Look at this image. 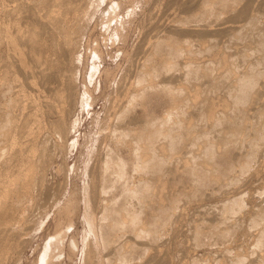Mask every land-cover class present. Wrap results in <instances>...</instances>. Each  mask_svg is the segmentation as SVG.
Returning <instances> with one entry per match:
<instances>
[{
  "label": "bare ground",
  "instance_id": "1",
  "mask_svg": "<svg viewBox=\"0 0 264 264\" xmlns=\"http://www.w3.org/2000/svg\"><path fill=\"white\" fill-rule=\"evenodd\" d=\"M126 1L131 2V4L136 3V2H137V4L138 3L142 4L141 0H126ZM1 3L2 4L0 6V141L5 143L6 149H4V148L0 149V264H3L4 261L6 262L5 264H7V262H9V260L11 258H14L17 252H18L17 254H19L20 253L19 251H22V249H24V245L29 242V240L27 239V242L25 243L26 239L24 237H25L26 232H24L25 229L23 230L24 227L18 228V229H14L11 227L12 226L11 223L15 219L14 214L17 210L16 209L14 212V205L17 202L16 198L18 199L21 196H23L25 193L27 194L28 189L30 187V184H32V182H35V184L37 185V186H34L35 188L39 187L44 192V194L45 195L47 194V196H48V193L51 192L49 190L48 186L51 187L52 185H50V184L48 186L45 185L46 178L44 180V177H45L44 173H45V166L46 165H44V164L42 165V162H45L47 159L45 161H43L44 157L41 154V151H47L48 154L49 153L52 154V152H53L52 150H55L56 147H60L62 151H63V149L65 150L67 147L66 143L68 141L70 131H71V129H73L72 128L73 125L71 124L69 117L73 113L74 105H75L74 104L75 97L78 94V83H77L78 79L75 76L74 71H75V66H76V64H75V59H76L75 53L78 52V42H79V37H80L79 34L81 32L80 30L82 29L81 25H79V22L80 21L83 22L84 18L87 17L88 11L90 8L89 5L91 3L89 0H38V1L31 2V3H30V1L28 2L27 0L26 1L25 0H2ZM121 3H122L121 0H118L115 3L112 2V4L114 6H110V7H111V9L114 10V9H116V7H119L121 5ZM159 3H162L163 6ZM101 4H102V2H101ZM157 4H159L160 7L162 6L164 9H171V16H170V19L168 21H166L164 23L163 22L159 23V26H155L154 30H156V33L154 35V40L149 42L148 46L143 50L144 60L139 65L138 72L140 73V75H142L146 79L147 82H149V85H147L146 91L144 88L138 87V85L134 86L131 89L128 96L126 97L128 99V101H125V104L123 103L121 106H119V108L114 107L112 109V111L107 112L108 115L106 117L109 118V122H108L109 124H107V129L109 130V127L112 129L111 132L114 136L113 140L116 139L115 143L118 145L122 143L121 141H124L123 139L125 137L123 138L122 136L125 135L126 139H127V136H129L130 139H128V140H132V142L134 143L133 149L137 150V153H135V155H134L137 158V160H136L137 162L135 161L137 164H140V161L142 158L143 159L144 158H146V159L151 158L149 156H150V154H152V150H155V152H156L155 157L156 158L154 157L152 163L155 164L157 161L156 167H158V165H160V167H161L162 164H160V163H161V161H164V162L166 161L164 159H166L165 155H167V152L168 153L170 152L169 156L173 152V153H178L177 155L174 154L176 157L178 155H180V156H178V158L181 157L182 159L183 158L185 159V157H188V158L193 159L194 167L192 166L193 169L190 170L191 171L190 173H192V175H195L196 177H198V175H200V177H202L199 179L200 182H203L204 180H206V181L208 180L209 181L208 183H210V181H213V182L223 181V179L219 175V169H225L227 171V173L228 172L229 173L235 172V170H238L235 168L236 167L235 165H237L235 163V157L238 154L245 155V156L247 155L252 160H255L257 158V156L259 155V157L256 159V161L260 158V156H261L260 160L264 156V155H261V152H263V151H261L262 150L261 148L263 147L264 144L262 143L263 144L262 147L260 145L261 142L264 141V0H150L149 6H147V8H148L147 10H149V11L146 13L148 16H150L149 14H151L150 10H152L153 7H155ZM159 5H158V7H159ZM128 9H129V7H128ZM158 9H160V8H158ZM124 10H126V9H124ZM154 12H157V11H154ZM106 13H107V11H106ZM99 15H101V13ZM129 15H131V13ZM153 15L155 16L156 14L154 13L151 16L153 17ZM132 17H134V16H132ZM113 18H114V16L110 17L107 20V23ZM121 19H122V17H121ZM87 21H88V19L86 20V22ZM151 22H155V20H152ZM105 24L106 23H104L103 25H105ZM165 35L166 36L168 35L167 38H165ZM78 55H79V53H78ZM76 62H77V60H76ZM104 72H105V75H104L105 80H107L108 78H110L108 75L111 72L109 69H105ZM157 74H160V76L168 75V77L163 80V82L160 86L162 88H166V90H167L166 95L168 97H170V104L173 105L174 107L173 106L172 107L175 109H173V111L169 109L170 112L166 113L164 117H162L163 116V114H162V116H161L162 119L154 120L152 122L149 121L150 124L148 126L151 125L152 129H146L144 127V124H145V126L148 124V123L147 124L145 123L148 121V119L147 120L145 119L147 117L146 114L148 113L147 112L148 111L147 106L144 103H141L142 100L140 102H138L141 106H137L138 104L135 101H139L138 99L142 98V95H143V99H144V96H147V90L152 89L153 85L151 84V82L153 81V77ZM83 88H84V86H83ZM86 94H88V93H86ZM89 98H90V96H89ZM87 102H86V104H87ZM171 105L169 107H171ZM138 107H139V110H138ZM172 107H171V109H172ZM144 116H146V117H144ZM150 118H152V117H150ZM73 119H75V118H73ZM112 121H113V124H112ZM73 122H74V120H73ZM105 123H107V122H105ZM107 134H109V132H105V134L102 136L103 139L101 140L102 141L101 143H103L105 141V139L108 138ZM110 135H111V133H110ZM102 137H100V138H102ZM144 137H146V138H144ZM147 137H150L149 139L154 140V141H152L153 143L150 142L152 145V148H150V149L148 148L150 146H147V143H146L147 141L145 140V139H147ZM120 138L121 139L123 138V139L121 140ZM106 141H108V140H106ZM113 144H114V141H113ZM121 145L123 146V144H121ZM5 151H7V152H5ZM97 151L100 153L99 148H97ZM104 152H105V154L102 157L105 156V158L103 160V164H104L103 169H105V172L103 171L102 173H100L101 182H102V184H104V183H107L109 181L108 184H110V186H113L116 181L112 183L111 179H115L114 177L116 174H118V176L120 174H122V176H123V174L125 173L124 165H125V162L127 161V159L124 158L123 153L119 149V147H116L115 149L107 148V149H104ZM43 154H44V152H43ZM100 155H102V154H100ZM97 156L99 157V155H97ZM97 156H96V158H97ZM172 156H173V154H172ZM50 157H51V155H50ZM191 159H190V161H191ZM186 160H188V159L186 158ZM247 160H243V161H247ZM252 160H251V163H252ZM64 161H66V159L64 160V158H63V163H66ZM87 162L84 165H87ZM135 162H134V164H135ZM241 162H240V164H241ZM262 162L264 163V161H262ZM61 163H62V160H61ZM152 163H151V165H153ZM174 163L175 162H173V166L175 165ZM176 163H178V162H176ZM251 163H250V165H252ZM256 163H258V161ZM90 164L91 165L89 167L91 168V170L88 167L89 169L87 170L88 172L86 171L88 173L86 177H88V176L90 177L88 187H90L91 189L89 188L90 190L87 191V189L85 188V190H84L83 198H84L85 207L83 209V212L87 218V224L86 223L85 224L86 225L89 224L88 225L89 230L93 233L96 229L94 228V224H95L94 223V212L92 211V207H90V205H92V202H94L97 198L100 197L99 195L101 193L99 191V188L97 190L99 191L100 194L98 192H96L97 185H99V184H97V183H99L97 180V178H99V176L96 174L97 170L95 171L94 169H96V167L98 165L96 166L95 162L90 163ZM97 164H99V163H97ZM243 164H244V162H243ZM243 164L239 167L245 168L247 164L245 166ZM253 164H255V163H253ZM62 165H64V164H62ZM94 165H95V167H94ZM171 165H172V163H171ZM171 165H170V167H171ZM153 166H155V165H153ZM177 166L179 167L182 165L180 163ZM255 166H256V164H255ZM261 166H262V164H261ZM64 167L65 166H63V171L66 170V169H64ZM71 167L72 166H70V169H71ZM165 167H166V165H164V168ZM167 167H169V166L167 165ZM186 167L187 166L185 165L184 168L186 169ZM189 167H190V165H189ZM254 167L252 165L251 169H250V167H248V168L252 171V169ZM164 168H162V169L164 170ZM175 168H177V167H175ZM175 168H173V169L175 170ZM184 168H182V169H184ZM241 168H239V169H241ZM248 168H245V169H248ZM259 168H260V166H259ZM263 168H264V165H263ZM154 169H155V167H154ZM256 169H258V167H256ZM165 170L167 172L168 169L165 168ZM170 171L168 170L169 173H170ZM243 171L245 173V171H247V170H243ZM70 172H71V170H70ZM98 172H99V170H98ZM175 172H176L175 174L180 173V175H181L180 171H178V173H177V171L175 170ZM255 172H257V171H254L253 173L255 174ZM52 173L53 172L51 171V174ZM132 173H134V172H132ZM259 174H261V173H259ZM161 175H162V170H161V168H158L155 170L153 175H151V176L148 175V177L146 175H144L147 177L146 179L142 178L143 180H141L140 177L143 176V174L141 176H139V178H140V179H138L139 185H137V183H136V186L138 189L136 190L134 187V190L128 191V194L131 192V195H133V196H131L132 198H134V199L136 198V201H134V202L132 201L131 203H129L130 201L128 202V205L131 204V206H132L131 212L127 211L125 208V204H123V201H125L126 198H124L125 200L122 201L121 206L118 203L119 204V206L117 205L118 207L112 206V204L110 205L112 207H110V206L109 207H105V206L101 207L100 206L102 208V214H103V215H101V212L99 211L100 215L104 217L103 218L104 220L105 219H107V220H105V222L103 223V225H102L103 227L101 226L102 228H104V230H103V234L99 235V237L103 236L104 232H106L105 237L108 238L107 240L116 242V239L114 241L112 238L118 237L116 234L118 233L119 230L121 231V229H124L123 228L124 223L127 222L126 225L128 226L127 218L130 216H132V219H135L134 223L131 225L132 228L136 229V228L140 227L141 229L142 228L145 229L147 227V226H145L146 225L145 221L143 222L142 219L140 220L139 219L140 217L138 215H140L142 211L149 209V208H152V207H149V206H152L149 204L150 200L155 199V203H156V199H158V202L162 203L165 200V198L169 199L171 197V193H170V195H168L169 192H166L167 195H166V193L162 194L161 191H164L165 187L166 188H168V187L164 185V182H162V184L160 183V188L158 187L160 189V190L158 189L160 192L155 193V191H157V190L153 188L155 190L154 194L152 193L154 195V197H153V195L151 196V195L146 194V195H148L146 198L151 196V198L149 197L150 199L148 198V202L146 200H144L148 203L147 206L149 208H147L146 206H144V205H146V203H142L139 200V198L137 200V197H136L138 192L141 193V191H142L141 189H143V186L140 189V185H142V183L140 184V181H144V183H143L144 188H148V187L150 188L151 185H153L154 187L155 186L157 187V185H158L157 183L164 181L163 180L164 178L161 177ZM171 175H173V174H171ZM64 176L65 175L63 174V178L67 177V176L66 177H64ZM183 176H185V175H183ZM231 177L234 178L235 176L232 175ZM236 177H238V176H236ZM122 178H121V180H122ZM161 178H163V179L161 180ZM226 178L227 177H225V179ZM238 178H240V176ZM133 179H134V177H133ZM225 179H224L225 182L223 181V184L224 183L228 184L227 179L226 180ZM235 179L233 181L234 183L235 182L238 183L240 181L239 179L238 180L237 179L235 180ZM244 179H246V178H244ZM244 179L242 178V180H244ZM249 180H252V179H249ZM249 180L246 179V181L248 183H249ZM82 181H83V179H82ZM82 181H80V182H82ZM244 181H240L239 185H241V182H243L242 187L237 184L239 187L238 188L239 190H240V187L242 189H244V186H245ZM253 181H255V179H253ZM152 182L155 184H152ZM247 182L245 184L248 185ZM63 183H64V181H63ZM131 184L132 183H130V185ZM183 184H185V183L183 182ZM189 184H188V187H191V185L189 186ZM215 184L219 185L218 183H215ZM60 185H61V188H60V190H61L63 184H60ZM231 185H233V184H230L229 186H231ZM179 187L182 188L181 186H179ZM179 187L176 190H178ZM188 187H186V188L189 190L190 188H188ZM194 187H196V185ZM231 187H233V186H231ZM250 187L252 189V186H250ZM171 188L168 189V191L171 190ZM256 188H259V186L257 185V187H255V189ZM64 189H65V187H64ZM150 189H152V187ZM153 189L151 191H153ZM196 189L198 190L200 188L198 187ZM139 190H141V191H139ZM147 190L149 191V189H146V192L150 193ZM176 190H175V192H176ZM182 190H184V188ZM182 190H180L181 193H182ZM194 190H195V188L193 189V192H192L193 195H191V196H196V194L194 195V193H195ZM212 190L213 189H211V191ZM214 190L217 191V189H214ZM214 190H213V192H214ZM248 190H246V191H248ZM35 191H37V190H35ZM57 191H58V193L60 192L59 190L56 189V192ZM184 191H187V190H184ZM43 192H42V195L44 196ZM62 192H60L59 194L61 195ZM67 192H69V191H67ZM201 192H202V189H201ZM201 192H200V194L198 193L200 196L205 194V193H201ZM205 192H207V191H205ZM218 192H221V191L219 190ZM223 192L224 191H222V193ZM58 193H56V194L58 195ZM96 193L99 194L98 197H97ZM184 193H186V192H184ZM189 193H191V190H189ZM222 193H220V194H222ZM38 194H36V195H38ZM74 194H75V191H73L71 197L75 198ZM102 194H103V192H102ZM172 194L176 195L177 193H172ZM215 194H216V192H215ZM231 194L232 193H228V196L226 195L227 200H225V203L223 202L224 197H226V196H224L225 194L224 195L222 194L223 195V196L221 195L222 197L220 196L221 197L220 199L223 198L221 201L219 199V202H221L222 204L221 205L218 204L219 205L218 209L215 210V213L212 212L214 214V215L212 214L213 216H210L211 211H210V209H208V211L210 212V213H208V215L210 214L209 215L210 217L208 215L207 216L205 215L208 219H206V217L203 216L204 214H207V212H208L206 210L207 206L204 208V206L207 203L205 205H203V203H202L203 208L206 210V211L202 210L205 212L204 214H203V212L200 213V217L203 216L202 220H203V218H205V220H210L211 222H213L212 223L213 226H215L214 224H216V223L217 224L222 223L221 225H224V223H225L226 225L229 226V229H230V227L233 225V223L229 221L230 224L232 223L231 226H230V224H227L226 223V217L224 216V214L228 215L229 209L235 210V208H234L235 206H233V205H232L233 207L229 206L230 202H229V204H227L228 203L227 201H229L228 197ZM42 195H41V198H42ZM104 195H106V194H104ZM124 195L126 196L127 194L125 193ZM186 195L188 196L189 194L186 193ZM186 195H185V197H186ZM129 196H130V194H129ZM238 196H240V195L238 194ZM46 197H44V199ZM55 197H57V196H55ZM118 197L119 196H117V198ZM127 197H128V195H127ZM138 197H139V195H138ZM143 197H145V195ZM143 197H142V199H143ZM152 197H153V199H152ZM177 197L178 198L180 197V199L185 198L182 196V194L181 195L178 194ZM205 197H206V195L203 197V199H205ZM217 197H219V195H217ZM217 197H216L215 202L210 199L212 201V203L213 202H214V204L218 203V202H216L218 200ZM234 197H237V195H235ZM243 197H244V195H243ZM173 198H174V196H172V199L170 198V200L174 201ZM207 198H209V196ZM46 199H47V201H49L48 197ZM57 199H58V197H57ZM187 199L188 198L186 197V199L182 200V202L186 201ZM191 199L193 200V199H195V197H193ZM199 199H200L199 203H201L203 199H201V198H199ZM236 199H237V202H236ZM236 199H232V200H235V202H236L235 203L233 201L232 204H236L238 206H240V205L243 206L242 203H244V204L246 203L245 201L242 202L245 198H243V200L241 199L240 200L241 202H239V200H238L239 197H237ZM34 200H36V198ZM43 200H42V202H43ZM54 200H56V198ZM129 200H132V199H129ZM179 200L177 199L176 201H179ZM207 201H209V200H207ZM259 201H260V203H262L263 200L262 201L259 200ZM259 201H257V202H259ZM95 202H94V204H95ZM158 202L156 204L160 205L161 203H158ZM197 202H198V200H197ZM49 203H51V202H49ZM82 203H83V201H82ZM112 203H114V202H112ZM155 203H152L154 206L153 208L157 209L159 207V209H160L161 205L157 206V208H156L154 205ZM171 203H173V202H171ZM34 204L36 205L35 201H34ZM126 204H127V201H126ZM142 204H144V205H142ZM167 204H168L167 202L164 204L166 206V209L168 206ZM177 204L178 203H176L175 206ZM191 204H193V203H191ZM214 204H213V206H215ZM248 204H249V202H248ZM114 205H115V203H114ZM181 205H182L181 207H183L182 210L185 209L184 208L185 204H181ZM202 205L200 206L201 208H202ZM211 205H209V206H211ZM253 205L256 206L255 204H253ZM25 206H26V204H25ZM30 206H28V208ZM169 206H170V204H169ZM238 206H237V208H238ZM241 206H240V208H241ZM251 206H248V207H251ZM254 206L252 208L255 209ZM257 206H259L258 209H255L253 211V213L250 212L253 214V217L251 216L252 214H250L249 216H247L245 214L247 216V218H249L251 216V218H250L251 221L249 223H247V222L245 223L244 221H242V222H244V223H242L241 220L239 219V216H241V215L240 214L237 215L234 213L235 217H233L234 218L233 220H236V221H234V226H236L237 228L239 226V228H240L239 230L244 232V234L248 233V235L249 234L252 235L254 233H258L257 237L255 236V238H256L255 245H253V242H251L252 243L251 246L252 247L256 246V248H257V250L255 249L256 250L255 255H254V253L252 254V255H254V257H252V256L249 257V255H251L249 253H251V251L253 250L251 248V251H250L251 246L248 245L249 241L247 244L248 246H250V247H248L249 249L247 251V252L250 251L249 253H247L249 255H247V254L246 255L245 254L240 255L241 249L238 250L237 249L238 244L237 245L235 244L236 246H234V247H236L235 249H237V252H235V250H234V252L237 253V255H238V252H240L239 255L241 256V257L236 256V254L234 253L236 256L235 261L239 260V262L236 261L237 262L236 264H241V263L243 264L244 261H248L249 264H264V204H263V207H261V208H260V205H257ZM257 206H256V208H257ZM39 207H41V206H39ZM179 207H180V204H179ZM248 207H246V208L248 209ZM34 208L36 209V207H34ZM34 208L32 206L31 210L33 211ZM171 208H173V207H171ZM171 208H169V210ZM176 208H178V206ZM23 209H24V207H22V210ZM35 209L33 212H35ZM96 209H97V207H96ZM96 209H94V210L97 211ZM198 209H200V208H198ZM76 210H77V205H76L75 201L66 202V204L62 207V210L58 211L59 212L58 216L61 217L62 215H68L64 220L70 222L71 221V214H75ZM211 210H213V208H211ZM239 210H238V212H239ZM38 211H39V209H38ZM38 211H36V212H38ZM50 211H51V209H50ZM155 211L153 209L152 212L154 213ZM170 211H173V210H170ZM170 211H168V212L171 214V217L173 215H175L174 211H173V215ZM197 211H198L197 212V214H198L199 210H197ZM20 212H22V211H20ZM144 212H146V211H144ZM157 212H155V213L157 214ZM217 212H218V215L216 214ZM225 212H228V213H225ZM232 212H234V211H232ZM149 213H151V212H149ZM153 213H151L150 215H152ZM155 213L153 215V218L155 216ZM234 214H232V215H234ZM40 215H41V213H40ZM95 215H96V213H95ZM134 215H135V217H134ZM167 215H168V213L165 214L164 216H167ZM180 215H182V211L180 214H178V217ZM110 217L111 218L114 217V219L113 218L111 219ZM148 217H150V216H148ZM168 217H170V216H168ZM178 217H176V218H178ZM45 218L43 220H46ZM108 218H110L109 221H108ZM156 218H157V216H155L154 220ZM158 218H159V215H158ZM230 218H231V216L229 215L228 219L231 220ZM100 219H102V218H100ZM128 219H130V218H128ZM132 219H130V220H132ZM193 219H194V217H193ZM196 219H198V217ZM160 220H161V218H160ZM205 220H204V222H205ZM39 221H41V220H39ZM147 221H149V220H147ZM177 221H178V219H177ZM189 221H191V220H189ZM149 222L147 224L150 225V223L154 222V221L151 220V222L150 223ZM156 222L159 225L158 219L156 220ZM193 222L195 224L196 221H193ZM200 222L199 223L197 222V224L200 225ZM209 222L207 221L206 225L207 224L210 225V228H211V222H210V224H209ZM61 223H62V221H59V223L57 222L55 230L52 233V236L47 240V243H44V245L45 244H47V245H46V247L44 246L45 248L41 254V259L42 260L46 259L47 263H49V264H53V259L55 257H57L58 251L62 250L63 239H64V235H63L64 234V228L61 225ZM98 223H99V221H98ZM157 223H155V225H157ZM66 224H69V223H66ZM152 224L153 223H151V225ZM194 224L193 223L191 224L193 226L190 225L191 231L193 233H191V231L189 230L190 227H188L189 232H187V233L197 234L200 231L198 228L201 225L199 227H197L198 225L195 224L196 225L195 226ZM70 225H71V223H70ZM151 225H150V227H152V228H153V226H155V225H153V226H151ZM203 225H205V224L203 223ZM206 225H205V227H203V229L206 228ZM221 225H219V226L221 227ZM30 226L26 227L27 228L26 230H28ZM99 226H100V224H99ZM99 226H97V227H99ZM236 227L234 228L235 230H236ZM100 228H99V230H100ZM102 228L100 231H102ZM128 228H130V226H128ZM132 228H131V231H132ZM147 228L151 229L149 227H147ZM155 228H157V227H155ZM214 228H211L210 230H208V233L206 231L207 229H204L206 231L205 233L209 235V233H210L209 231H211L212 229L214 230ZM222 228L224 229V227H222ZM222 228H219V230H216V229L215 230H216V232L219 231L221 233L220 229H222ZM183 229H185V228H183ZM197 229L199 230L198 232H197ZM203 229H201V231ZM38 230H40V227L38 228ZM145 230H147V229H145ZM153 230H156V229L153 228L152 231L150 230V232L152 233ZM228 230H225V232H227ZM131 231H130V233H132ZM140 231H138V232H140ZM159 231L157 230L158 234H159ZM182 231H184V230H182ZM230 231L233 232L234 230H230ZM230 231H229V233H227V235L229 234L228 236H226V233L224 232L225 236L227 237L228 240H229V237H232V236H230ZM127 232H129V231H127ZM133 232L136 233L137 231L135 230ZM150 232H148L149 235L151 234ZM214 232H213V234H215ZM85 233H86V231H85ZM125 233H126V231H125ZM205 233L204 234L200 233V234H202V236L204 237V235H206ZM234 233L237 234L238 231L236 230V232H234ZM142 234L140 236H143ZM239 234H240V232H239ZM134 235L136 236V234H134ZM154 235L156 236L157 233ZM248 235H247V237L249 238ZM82 236L84 237V235H82ZM137 236H139V235H137ZM163 236L164 235L160 236V238ZM198 236H200V235H198ZM222 236L221 235L218 236V238L220 237V239H218L219 241H221V238L225 237L224 234ZM132 237H130V238H132ZM143 237H145V236H143ZM143 237H142V239H143ZM146 237H145V239H146ZM152 237L153 236H151L150 239H152V241H153L154 239ZM193 237H195V236H193ZM203 237L201 239H203ZM205 237H204V239H205ZM164 238L165 237H163V239ZM167 238H168V236H167ZM212 238H213V236H212ZM214 238H213L214 240H217L216 237H214ZM243 238L244 237L242 236L241 241L243 240ZM134 239H136V238H134ZM245 239H246V237H245ZM117 240H119V239H117ZM122 240H123V238L121 239V241ZM148 240H147V242H148ZM193 240H194V238H193ZM121 241H120V243H121ZM124 241H125V239H124ZM195 241L197 242V240H195ZM211 241H212V239H211ZM69 242H70V244H68V248H69V255L71 256L74 253V250H75L74 248L77 244L74 235H71ZM84 242H85V240H84ZM199 242L201 243L200 240H199ZM197 243H194V244L198 245L199 243L198 244ZM99 244L97 246H99ZM104 244L107 246L106 243H104ZM108 244H109V242H108ZM111 244H112V242H111ZM111 244H109V245H111ZM114 244H116V243H114ZM118 244H119V241H118ZM118 244H116V245H118ZM147 244L144 242L143 243L144 246L142 245L144 248L146 247L145 250L147 249V251L150 248L153 249V247L156 249V246H158L157 242L154 245L149 244V243H147ZM191 244H193V242ZM207 244H209V243H207ZM229 244L232 245V241H231V243L229 242ZM229 244H226V245L228 246ZM240 244H242V246H243L242 242H240ZM113 245H111V246H113ZM116 245H114V247H112V248L109 246L108 247L109 250L105 247L106 251H104L105 250L104 249L102 251L103 254L105 252L107 253V250H108L109 252L107 253V255L108 254H110V255L111 254H118L119 257L121 256V257L126 258V254L128 253V251H126V254H124V256L121 252L119 254V252L116 253L117 251H115V252L113 251V249L115 247H117ZM119 245L121 247V244H119ZM126 245L129 247L128 244H125L124 246L126 247ZM164 245H166V244L164 243ZM226 245L224 248H226ZM247 245H246V247H247ZM47 247H48V250H50L48 257H46V253L48 252ZM172 247H173V245H172ZM79 248H81V247H79ZM118 248L119 247H117V249ZM131 248L129 249L130 252L133 250V249L131 250ZM135 248H136V245H135ZM81 249H83V248H81ZM126 249H128V248H126ZM155 249H154V251L152 250L153 255L155 254V251H156ZM218 249L219 248H217V251H218ZM228 249H230V248H228ZM139 250L140 249H138L137 251H139ZM158 250L160 251V249H158ZM221 250H222V248H221ZM221 250H220V253H221ZM231 250H232V248H231ZM110 251L111 252L113 251V252L111 253ZM134 251L135 250H133L132 252H134ZM215 251H216V249L214 250V254H215ZM225 251L223 254H225ZM228 251L230 253V250H228ZM241 251H243V248ZM124 252L125 251L123 250V253ZM243 252L245 253V251H243ZM252 252H254V251H252ZM96 253L97 252H95V255H96ZM190 253H189V255H190ZM232 253H233V251L230 254L233 255ZM156 254H159V253L157 252ZM160 254H162V253H160ZM183 254H181V255H183ZM226 254L224 255L225 258H227ZM241 254H243V253H241ZM110 255H108V257L106 255H104V256H106L105 258L108 259L111 257ZM129 255L131 256V254H129ZM136 255H137V252H136ZM153 255H152V257H150V255H149V257L152 259H155V257H157V256H153ZM208 255H209V253H208ZM218 255H219V253H218ZM231 255H229V259H230V261H233V263H235L234 258H232V259L230 258ZM211 256H217V252L215 255H213V253H212ZM233 256H231V257H233ZM132 257L134 258V256H132ZM132 257L131 258L129 257V258L132 260ZM149 257H148V259H146L144 257L143 258L146 260H149L150 263L155 264V261L153 260L154 261V263H153V261H151V259H149ZM159 257L162 258L163 255L159 256ZM164 257H165V255H164ZM164 257L160 260H163ZM197 257H199V256H197ZM219 257H220L219 259H221V255ZM83 258L85 259V261H87L86 264H93L92 258H96V257H94V247H93L92 242H88V243L86 242ZM129 258H128V260H130ZM222 258H223V255H222ZM17 259L18 258L16 257V260L14 259L13 261H17ZM107 259L105 260L107 263L109 260L112 261L111 258L108 260ZM167 259L168 258H165V260H167ZM199 259H201V258H199ZM210 259H211V257H210ZM210 259H208V260H210ZM224 259H222V260L226 261V259L225 260ZM101 260H102V258H101ZM155 260H156V264L158 263V261L160 262V260H157V258ZM191 260H193V259H191ZM196 260H198V259H196ZM216 260H218V259H216ZM10 261H11L10 263H12V260H10ZM126 261H127V258H126ZM221 261L220 262L218 261V262L221 263ZM135 262H137V261H135ZM147 262L148 261H146V264H147ZM166 262H168V260ZM191 262H193V261H191ZM229 262H225V264L229 263ZM14 263L15 262H13V264ZM126 263L128 264L129 262L127 261ZM137 263H139V261ZM144 263H145V261H144ZM162 263L164 264L165 261L163 260ZM194 263L196 264L197 261ZM159 264H161V263H159ZM180 264H181V262H180Z\"/></svg>",
  "mask_w": 264,
  "mask_h": 264
},
{
  "label": "rangeland",
  "instance_id": "2",
  "mask_svg": "<svg viewBox=\"0 0 264 264\" xmlns=\"http://www.w3.org/2000/svg\"><path fill=\"white\" fill-rule=\"evenodd\" d=\"M1 1L2 0H0V6H1ZM26 1V0H25ZM28 2L30 1V3L31 2H34V1H38V0H27ZM90 1V5H89V11H88V15H87V17L86 18H84V21L82 22V21H80L79 22V25H81V27H82V29L80 30L81 32H80V34H79V42H78V52L77 53H75V56H76V59H75V64H76V66H75V71H74V74H75V76L77 77V83H78V94H77V96L75 97V101H74V110H73V113L71 114V116L69 117L70 118V121H71V124L73 125V129H71V131H70V135H69V138H68V141H67V147H66V149L64 150L63 148V151L61 150V148L60 147H56L55 148V150H52L53 152H52V154L51 153H49L48 154V152L47 151H41V154L43 155V157H44V159H43V161H45L46 159V161L45 162H42V165L44 164V165H46L45 166V173H44V180H45V178H46V180H45V185H52L51 187H49L48 186V188H49V190L51 191V192H49L48 193V196H47V194L45 195L44 194V192L39 188V187H34V186H37L36 184H35V182H32V184H30V187H29V189H28V192L30 193H28L27 192V194L25 193L23 196H21L20 198H16V204L14 205V212H15V210H16V212H15V214H14V217H15V219H14V221L11 223V227L12 228H14V229H18V228H23V230H24V232H26L25 233V239H26V241H25V243L27 242V239L29 240V242L28 243H26L25 245H24V249H22V251H19L20 253L19 254H17L16 253V255H15V257L14 258H11L10 260H12V263H10L11 261L9 260V262H7V264L9 263V264H13V262H15L14 264H49V263H47V261H46V259H44V260H42L41 259V254H42V252H43V250H44V248L46 247V245L47 244H45L44 245V243H47V240L52 236V233L54 232V230H55V227H56V224H57V222L59 223V221H62V223H61V225L63 226V228H64V239H63V246H62V250L61 251H58V254H57V257H55L54 259H53V264H86V262L87 261H85V259L83 258L84 257V249H85V244H86V242L88 243V242H92V244H93V247H94V257H96V258H92V261H93V264H95L96 262V264H108L109 262V264H111L112 262L114 263V264H119L120 262V264H127L126 262L128 261L129 263L128 264H131L132 262V264H146V261H148L147 262V264H152V263H150L149 262V260H146V259H148V257H149V255H150V257H152V255H153V252H152V250L154 251V247H153V249H148V251H147V249L145 250V248L143 247L144 245H143V243L145 242L146 244L147 243H149V244H152V245H154L156 242H157V245L158 246H156V251H155V254L158 252L159 254L160 253H162V254H154L153 256H157V257H155V259L157 258V260H160V259H162L163 257H164V255H165V257H164V261H165V263L164 264H180V262H181V264H195L194 262H196L197 261V263L196 264H225V262H229L230 261V259H229V255H231L230 253L233 251V255H231V256H233V257H231L230 256V258L232 259V258H234V262L235 263H233V261H230L229 263L230 264H236L237 262H239V260H236L235 261V257L236 256H240V255H246L247 253H249L250 251H251V248L253 249L252 251H254V252H252L251 251V253H249V254H251V255H249V254H247V255H249V257L250 256H252V257H254V255H255V252H256V250H257V248H256V246H251L252 245V243L251 242H253V245H255V241H256V238H255V236L257 237V234L258 233H254V234H249L248 235V233H246V234H244V232H242V231H240L239 229V226H238V228L236 227V226H234V221H236V220H233L234 218L233 217H235V214H240L241 216H239V219L241 220V222L242 221H244L245 223L247 222V223H249L251 220H250V218H251V216L253 217V211L255 210V209H258L259 208V206H257V205H260V208L261 207H263V204H264V168H263V165H264V163L262 162V161H264L263 159H264V156L262 157V159L260 160V158H261V156H260V158L257 160L258 161V163H256L257 161H256V159L259 157V155L257 156V158L255 159V160H252V159H250L249 158V156H245V155H241V154H238L236 157H235V163L237 164V165H235L234 167L236 168V169H238V170H235V172H228L227 173V171L225 170V169H219V175H220V177L223 179V181H224V179H225V177H229L228 179H227V182H228V184L227 183H224L223 184V181H219V182H213V181H210V183H208L209 181L207 180H204L203 182H200V178H202V177H200V175H198V177H196L195 175H192V173H190L191 171V169H193V167H194V161H193V159H191V158H188V157H185V159L183 158H178V156H180V155H178L177 157L175 156V155H177L178 153H173L172 152V154H173V156H172V154H170V156H169V153L167 152V155H165L166 156V159H164V160H166L165 162L164 161H161V163L160 164H162L161 165V167H160V165H158V167H156L157 166V161H156V163L155 164H153L152 163V161H153V159H154V157H155V154H156V152H155V150H152V154H150V156L149 157H151V158H148V159H146V158H142L141 159V161H140V164H137L136 162V160H137V158L134 156L135 155V153H137V150L136 149H133V142H132V140H128V139H130L129 138V136H127V139H126V136L124 135V136H122L123 138V140L124 141H121L120 143L121 144H123V146L121 145V144H116L115 143V141H116V139L115 140H113L114 139V136H113V134H112V129L109 127V130L107 129V124H109L108 122H109V118L108 117H106L108 114H107V112L109 111H112V109L114 108V107H116V108H119V106H121L123 103L125 104V101H128V99L126 98L127 96H128V94L130 93V91H131V89L134 87V86H137L138 85V87H141V88H144L145 89V91H146V87H147V85H149V82H147L146 81V79L142 76V75H140V73L138 72V68H139V65L141 64V62L144 60V56H143V50L148 46V43L149 42H151L152 40H154V35H155V33H156V30H154V28H155V26H159V23H164V22H166V21H168L169 19H170V16H171V9H164L162 6H163V2L162 3H159V4H161L162 6L160 7V5L159 4H157L155 7H153V11L152 10H150L151 11V14H149L150 16H148L146 13L149 11V10H147L148 8H147V6H149V1L150 0H141L142 1V4L141 3H138L137 4V2L136 3H133V4H131V2H129V1H126V0H121V5L119 6V7H116V9H111V7L110 6H114L113 4H112V2L113 3H115V2H117L118 0H89ZM101 2H102V4H101ZM104 3V4H103ZM146 3V4H145ZM123 4V5H122ZM135 4V5H134ZM158 5H159V7H158ZM134 6V7H133ZM142 6V7H141ZM128 7H129V9H128ZM144 7V8H143ZM157 7V8H156ZM102 8V9H101ZM141 8V9H140ZM156 8V9H155ZM158 8H160V9H158ZM110 9V10H109ZM123 9V10H122ZM124 9H126V10H124ZM104 10V11H103ZM106 11H107V13H106ZM154 11H157V12H154ZM153 12V13H152ZM101 13V15H99V14ZM112 13V14H111ZM131 13V15H129V14ZM146 15H145V14ZM156 14L155 16L153 15V17L151 16L152 14ZM98 14V15H97ZM107 14V15H106ZM124 15V16H123ZM126 15V16H125ZM101 16V17H100ZM108 16V17H107ZM112 16H114V18L113 19H111L108 23H107V20L110 18V17H112ZM132 16H134V17H132ZM98 17V18H97ZM121 17H122V19H121ZM152 17V18H151ZM104 18V19H103ZM88 19V21L86 22V20ZM93 19V20H92ZM98 19V20H97ZM120 19V20H119ZM133 19V20H132ZM119 20V21H118ZM152 20H155V22H151ZM121 21V22H120ZM124 21V22H123ZM123 22V23H122ZM104 23H106L105 25H103ZM119 23V24H118ZM102 25V26H101ZM103 27V28H102ZM168 36V35H167ZM167 36L165 35V38H167ZM78 53H79V55H78ZM76 60H77V62H76ZM80 64V65H79ZM105 69H109L110 70V74L108 75L110 78H108L107 80H105ZM168 77V75H163V76H160V74H157V75H155L154 77H153V81L151 82V84L153 85L152 86V89H150V90H147V96H144V99H143V95H142V98H139L138 100L139 101H135L138 105L137 106H141L138 102H140L141 100H142V102L141 103H144L146 106H147V114H146V116H144V117H146L145 119L147 120L148 119V121L147 122H145L147 125L145 126V124H144V127L146 128V129H152L151 128V125L150 126H148L149 124H150V122H152V121H154V120H158V119H162V117H164L165 116V114L166 113H168V112H170L169 111V109L170 110H172L173 111V109H175V108H173L174 106L173 105H171L170 104V97H168L167 95H166V93H167V90H166V88H162L160 85L162 84V82H163V80L164 79H166ZM83 86H84V88H83ZM143 89V90H144ZM86 91V92H85ZM86 93H88V94H86ZM89 96H90V98H89ZM87 102V104H86V102ZM127 103V102H126ZM23 104V103H22ZM86 104V105H85ZM132 104V103H131ZM88 105V106H87ZM171 105V107H172V109H171V107H169ZM86 107V108H85ZM138 110H139V107H138ZM166 110V111H165ZM165 111V112H164ZM162 114H163V116H162ZM149 115V116H148ZM76 116V117H75ZM162 116V117H161ZM150 117H152V118H150ZM167 117V116H166ZM73 118H75V119H73ZM106 118V119H105ZM154 118V119H153ZM157 118V119H156ZM73 120H74V122H73ZM150 121V122H149ZM105 122H107V123H105ZM104 124V125H103ZM112 124H113V121H112ZM101 125V126H100ZM100 127V128H99ZM102 129V130H101ZM101 130V131H100ZM108 130V131H107ZM104 131V132H103ZM105 132H109V134H107V139H105V141L106 140H108V141H104L103 143H101L102 141V139H103V135L105 134ZM110 133H111V135H110ZM86 134V135H85ZM95 136V137H94ZM100 137H102V138H100ZM144 138H146V137H144ZM143 138V139H144ZM150 137H147V139H145L147 142V146H150V147H148L149 149L150 148H152V145H151V143L150 142H152V141H154V140H152V139H149ZM121 139V138H120ZM121 139V140H122ZM100 140V141H99ZM151 140V141H150ZM86 141V142H85ZM113 141H114V144H113ZM85 142V143H84ZM93 143V144H92ZM153 143V142H152ZM264 144V141H262L261 142V147H262V145ZM73 144V145H72ZM88 144V145H87ZM150 144V145H149ZM87 145V146H86ZM94 145V146H93ZM101 145V146H100ZM100 146V147H99ZM126 146V147H125ZM85 147V148H84ZM106 147V148H105ZM116 147H119V149L122 151V153H123V156H124V158L125 159H127V161L125 162V165H124V171H125V173L123 174V176H122V174H120L119 176H118V174H116L115 175V179H111V181H112V183L113 182H115V184L113 185V186H110V184H108L109 183V181L107 182V183H104V184H102V182H101V178H100V173H102L103 171L105 172V169H103V160H104V158H105V156L104 157H102L104 154H105V152H104V149H107V148H111V149H115ZM130 147V148H129ZM6 149V146H5V143H3V142H1L0 141V149ZM97 148H99V151H100V153L97 151ZM264 145H263V147L261 148L262 150L261 151H263V152H261V155H264L263 153H264ZM91 150V151H90ZM93 150V151H92ZM66 151V152H65ZM103 151V152H102ZM5 152H7V151H5ZM43 152H44V154H43ZM91 152V153H90ZM82 153V154H81ZM55 154V155H54ZM68 154V155H67ZM96 154V155H95ZM100 154H102V155H100ZM175 154V155H174ZM46 155V156H45ZM50 155H51V157H50ZM62 155V156H61ZM97 155H99V157L97 156ZM59 156V157H58ZM90 156V157H89ZM92 156V157H91ZM96 156H97V158H96ZM62 157V158H61ZM244 157V158H243ZM246 157V158H245ZM50 158V159H49ZM63 158H64V160L66 159V161H64V162H66V163H63ZM156 158V157H155ZM186 158L188 159V160H186ZM62 160V163H61V160ZM150 159V160H149ZM190 159H191V161H190ZM247 160V161H243V160ZM85 160V161H84ZM183 160V161H182ZM251 160H252V163H251ZM260 160V161H259ZM49 161V162H48ZM88 161V162H87ZM91 161V162H90ZM136 161V162H135ZM172 161V162H171ZM242 161V162H241ZM48 162V163H47ZM84 162V163H83ZM86 162H87V165H84V164H86ZM93 162H95V165L97 166L96 167V169H94L95 171H96V174L99 176V178H97V180H98V182L99 183H97V184H99V185H97V188H96V192H98L99 193V191H100V195L98 194V193H96L97 194V197H98V195L100 196L99 198H97L94 202H95V204H94V202H92V205H90V207H92V211L94 212V228L96 229L93 233L89 230V224L88 225H86L87 224V218H86V216L84 215V212H83V209H84V207H85V204H84V198H83V193H84V190H85V188L87 189V191L88 190H90L91 188L90 187H88L89 186V176L88 177H86L87 176V170L90 168L89 166L91 165L90 163H93ZM134 162H135V164H134ZM172 163V165H171V163ZM173 162H175L174 164L176 165H178V164H180L181 163V165L183 166L184 164L187 166L186 167V169L184 168L185 167V165L182 167V166H175V167H177V168H175L174 166H173ZM176 162H178V163H176ZM240 162H241V164H240ZM243 162H244V164H243ZM247 162V163H246ZM253 165V167L255 166V164H256V166L252 169V171L250 170L251 169V167H252V165H250V163ZM74 163V164H73ZM97 163H99V164H97ZM151 163L153 164V165H155V166H153V165H151ZM253 163H255V164H253ZM54 164V165H53ZM62 164H64V165H62ZM240 164V165H239ZM246 165V167L245 168H248V167H250V169L248 168V169H245V168H241V167H239V166H241V165ZM261 164H262V166H261ZM53 165V166H52ZM74 165V166H73ZM95 165H94V167H95ZM138 165V166H137ZM164 165H166V169H168L169 171H170V173L168 172V170H167V172L169 173H167L166 172V170H165V168H164ZM167 165L169 166V167H167ZM170 165H171V167H170ZM189 165H190V167H189ZM249 165V166H248ZM63 166H65L64 167V169H66V170H64L63 171ZM70 166H72L71 167V169H70ZM137 166V167H136ZM193 166V167H192ZM259 166H260V168H259ZM74 167V168H73ZM87 167V168H86ZM89 167V168H88ZM152 167V168H151ZM154 167H155V169H154ZM175 168V170L177 171V173H178V171H180L181 172V175H180V173H178V174H175L176 172H175V170L173 169V168ZM238 167V168H237ZM256 167H258V169H256ZM84 168V169H83ZM136 168V169H135ZM158 168H161V170H162V175H161V177H163V178H161V180L163 179L164 181H161V182H159V183H157L158 185H157V187L155 186H153V185H151L150 186V188L152 187V189L154 188V189H156L157 191H155L154 189H153V191H151L152 189H150L149 187L148 188H144V185H143V183H144V181H140V184L142 183V185H140V189H141V187L143 186V189H141V190H139V191H141V193L140 192H138V194H137V200H138V198H139V200L142 202V203H146V205H144V204H142V205H144V206H146L147 208H149V207H152V208H149V209H146V210H144L143 208V210L144 211H146V212H144V211H142L141 212V214L140 215H138L140 218V220L142 219L143 220V222L145 221V226H147V227H149V228H151V229H148L147 227L145 228V229H147V230H145L144 228H140V227H138V228H132L131 227V225L134 223V220L135 219H132V216H130V217H128V218H130V219H132V220H130V219H128L127 218V220H128V226H130V228H128V226L126 225L127 224V222L126 223H124V225H123V228L125 229H121V231L119 232L118 231V233L116 234L118 237H115V238H112L114 241H115V239H116V242H113V241H109V240H107L108 238L107 237H105L106 235V232H104V237L103 236H100L99 237V235H102L103 234V230H104V228H102L103 226V223L105 222V220H107V219H103L104 217L103 216H101V215H103L102 214V206L104 207H109L111 204H112V206H115V207H118L119 206V204H120V206H121V204H122V201L123 200H125L124 198H126V200L125 201H123V204H125V208H126V210L127 211H132V206H131V204H129L128 205V202L129 203H131L132 201L134 202V201H136V198L134 199V198H132L131 196H133V195H131V192L129 193L130 194V196H129V194H128V191L129 190H134V187H135V189L137 190L138 188H137V186H136V183H137V185H139V182H138V179H140L141 178V180H143V179H146L147 177H148V175H153V173L155 172V170L156 169H158ZM162 168H164V170L162 169ZM182 168H184V169H182ZM234 168V169H235ZM239 168H241V169H239ZM150 169V170H149ZM154 169V170H153ZM178 169V170H177ZM181 169V170H180ZM260 169V170H259ZM70 170H71V172H70ZM85 170V171H84ZM90 170H91V168H90ZM93 170V171H94ZM98 170H99V172H98ZM240 170V171H239ZM243 170H247V171H245V173H244V171ZM249 170V171H248ZM51 171L53 172L52 174H51ZM66 171V172H65ZM69 171V172H68ZM81 171V172H80ZM87 171V172H86ZM164 171V172H163ZM173 171V172H172ZM254 171H257V172H255V174L253 173ZM259 171V172H258ZM98 172V173H97ZM132 172H134V173H132ZM137 172V173H136ZM140 172V173H139ZM142 172V173H141ZM166 172V173H165ZM78 173V174H77ZM145 173V174H144ZM183 173V174H182ZM259 173H261V174H259ZM63 174L65 175L64 177H66V178H63ZM68 174V175H67ZM140 174V175H139ZM143 174V176H141ZM171 174H173V175H171ZM254 174V175H253ZM47 175V176H46ZM71 175V176H70ZM83 175V176H82ZM136 175V176H135ZM144 175H146V176H144ZM183 175H185V176H183ZM190 175V176H189ZM232 175H234L235 177L233 178V177H231ZM97 176V177H98ZM139 176H141L140 178H139ZM225 176V177H224ZM236 176H240V178H238V177H236ZM51 177V178H50ZM84 177V178H83ZM120 177V178H119ZM123 177V178H122ZM133 177H134V179H133ZM145 177V178H144ZM187 177V178H186ZM196 177V178H195ZM121 178H122V180H121ZM143 178V179H142ZM198 178V179H197ZM233 178V179H232ZM239 179L240 181H244V189H242L241 187H242V185H243V182H241V185H239L240 184V181L237 183V182H233L234 181V179ZM242 178L244 179V178H246L247 180H249V179H252V180H249V183L246 181V179H244V180H242ZM249 178V179H248ZM64 179V180H63ZM82 179H83V181H82ZM221 179V180H222ZM225 179V180H226ZM235 179V180H236ZM253 179H255V181H253ZM52 180V181H51ZM86 180V181H85ZM126 180V181H125ZM174 180V181H173ZM49 181V182H48ZM62 181V182H61ZM63 181H64V183H63ZM67 181V182H66ZM71 181V182H70ZM80 181H82V182H80ZM137 181V182H136ZM182 181V182H181ZM232 181V182H231ZM257 181V182H256ZM128 182V183H127ZM162 182H164V185L165 186H167L168 188H166L165 187V189H164V191H161V193L162 194H165L166 192H169L168 193V195H170V193H171V199H172V196H174V201L173 200H170V198L169 199H167V198H165V200L161 203V202H158V199H156V203L158 202V203H161L160 205L159 204H156L155 203V199L154 200H150L149 201V204L150 205H152V206H147L148 205V198L150 197L151 198V196L154 194V191H155V193H158V192H160L159 190V188H160V183L162 184ZM183 182L185 183V184H183ZM214 184H213V183ZM222 182V183H221ZM225 182V181H224ZM231 182V183H230ZM248 183V185L247 184H245V183ZM257 184H256V183ZM58 183V184H57ZM117 183V184H116ZM130 183H132L131 185H130ZM190 183V184H189ZM215 183H218L219 185H217V184H215ZM261 183V184H260ZM60 184H63V186L65 187V189H64V187L62 186V189L60 190V188H61V185ZM135 186H134V185ZM152 184H155V183H153L152 182ZM188 184H189V186L191 185V187H188ZM194 184V185H193ZM221 184V185H220ZM226 184V185H225ZM230 184H233V185H231V186H233V187H231V186H229ZM239 186H241L240 187V190L238 189L239 187H238V185ZM106 185V186H105ZM171 185V186H170ZM175 185V186H174ZM187 185V186H186ZM196 185V187H194ZM247 185V186H246ZM257 185L259 186V188H256L255 189V187H257ZM102 186V187H101ZM174 186V187H173ZM179 186H181L182 188H180ZM201 186V187H200ZM228 186V187H227ZM250 186H252V189H251V187ZM263 186V187H262ZM139 187V186H138ZM159 187V188H158ZM172 187V188H171ZM179 187V189L178 190H176L177 188ZM186 187H188V188H190L189 190H191V193H189V190L186 188ZM200 188V189H196V188ZM208 187V188H207ZM231 187V188H230ZM235 187V188H234ZM237 187V188H236ZM39 188V189H38ZM52 190H51V189ZM90 188V189H89ZM99 188V191L97 190ZM104 190H103V189ZM133 188V189H132ZM171 188V190L174 188L175 190H176V192H175V190L173 189L172 191L171 190H169L168 191V189H170ZM184 188V190H187V191H184V190H182ZM195 188V190H194V195L196 194V196H191V195H193L192 194V192H193V189ZM204 188V189H203ZM34 189V190H33ZM56 189L57 190H59L60 192H62L61 193V195L58 193V191L56 192ZM64 189V190H63ZM67 189V190H66ZM146 189H149V191L148 192H150V193H147L146 192ZM159 189V190H158ZM201 189H202V192H201ZM211 189H217V191L216 190H214V192H213V190L211 191ZM249 189V190H248ZM258 189V190H257ZM35 190H37V191H35ZM145 190V191H144ZM180 190H182V193H181V191ZM207 191V192H205V191ZM210 190V191H209ZM221 191V192H218V191ZM246 190H248V191H246ZM255 190V191H254ZM257 190V191H256ZM67 191H69V192H67ZM73 191H75V194H74V196H75V198L74 197H71V195H72V193H73ZM127 191V192H126ZM171 191V192H170ZM197 191V192H196ZM222 191H224L223 193H222ZM254 191V192H253ZM260 191V192H259ZM42 192H43V194H44V196L42 195ZM67 192V193H66ZM102 192H103V194H102ZM180 192V193H179ZM184 192H186V193H188L189 195V197L186 195V193H184ZM200 192L201 193H205V194H203L204 196L206 195V197H205V199H203V195H199L200 194ZM215 192H216V194L217 195H219V197H217V195L215 194ZM258 192V193H257ZM39 193V194H38ZM56 193H58V195L56 194ZM127 194L128 195V197H127V195L125 196L124 194ZM145 193V194H144ZM153 193V194H152ZM172 193H177L176 195L174 194H172ZM184 193V194H183ZM199 193V194H198ZM216 195H214V194ZM219 193V194H218ZM220 193H222L224 196H228V193H232L231 195H229V201H227L226 203L227 204H229V202H230V204H229V206H235L234 208H235V210H232V209H229L228 210V212H225V213H228V215L226 216L225 214H224V216L226 217V223L227 224H230V222H232L233 223V227L231 226V224H230V226L232 227H230V229H229V226L228 225H226L225 223H224V225L226 226H224V225H221L222 223H218L219 225H221V227L216 223V224H214L215 226H213V222H211L210 220H205V218H203V220H202V217L204 216V217H206L207 215H208V213H210L209 211H208V209H210V211H211V215L210 216H213L214 214L212 213V212H214L215 213V210L216 209H218V207H219V205L218 204H222L221 202H219V199L223 196L222 194H220ZM227 193V194H226ZM36 194H38V195H36ZM56 194V195H55ZM104 194H106V195H104ZM145 195V197H143L144 195ZM146 194H148V195H151V196H149L148 198H146L148 195H146ZM178 194H182V196L183 197H185V195H186V197L188 198L186 201H183L182 202V200H184V199H186V197L185 198H183V199H180V197L178 198L177 197V195ZM200 196H198V195ZM209 194V195H208ZM214 196H213V195ZM238 194L240 195V196H238ZM41 195H42V198H41ZM50 195V196H49ZM121 195V196H120ZM138 195H139V197H138ZM166 195H167V193H166ZM165 195V196H166ZM209 196V198H207L208 196ZM222 195V196H221ZM235 195H237V197H239V202H241L240 200L242 199L243 200V198H245L242 202H246L245 204L244 203H242V205L243 206H241V208H240V206H238V205H236V204H232V202L234 201L235 202V200H232V199H236L237 197H234ZM243 195H244V197H243ZM48 197V200L49 201H47V197ZM52 196V197H51ZM55 196H57L58 197V199H57V197H55ZM117 196H119L118 198H117ZM123 196V197H122ZM125 196V197H124ZM164 196V197H165ZM221 196V197H220ZM227 196L226 197H224V203H225V200H227ZM232 196V197H231ZM242 196V197H241ZM249 198H248V197ZM44 197H46L45 199H44ZM122 197V198H121ZM141 197V198H140ZM142 197H143V199H142ZM153 197H154V195H153ZM153 197H152V199H153ZM179 200V201H176L177 199ZM193 197H195V199H191V198H193ZM201 198V199H203L202 200V202L201 203H199L200 202V199L199 198ZM216 197H217V201L216 202H218V203H215L214 204V202H215V200H216ZM255 197V198H254ZM36 198V200H34ZM56 198V200H54ZM149 198V199H150ZM182 198V197H181ZM191 200H190V199ZM215 198V199H214ZM232 198V199H231ZM254 198V199H253ZM257 198V199H256ZM259 198V199H258ZM44 199V200H43ZM100 199V200H99ZM128 199V200H127ZM129 199H132V200H129ZM134 199V200H133ZM176 199V200H175ZM198 200V202H197V200ZM214 201L213 203H212V201ZM222 199H220V201L222 200ZM252 199V200H251ZM42 200H43V202H42ZM61 200V201H60ZM99 200V201H98ZM118 200V201H117ZM120 200V201H119ZM144 200H146V201H144ZM190 200V201H189ZM207 200H209V201H207ZM259 200H263L262 201V203H260V201ZM34 201H35V203H36V205L34 204ZM37 201V202H36ZM73 202V201H75L76 202V205H77V210H76V213L75 214H71V221L69 222V221H66V220H64L68 215H62L61 217L60 216H58V211L59 210H62V207L66 204V202ZM82 201H83V203H82ZM104 201V202H103ZM126 201H127V204H126ZM144 201V202H143ZM168 203L167 205V209H166V206L164 205L166 202ZM170 201V202H169ZM257 201H259V202H257ZM49 202H51V203H49ZM59 204H58V203ZM112 202H114L115 203V205H114V203H112ZM121 202V203H120ZM165 202V203H164ZM171 202H173V203H171ZM182 202V203H181ZM186 202V203H185ZM197 202V203H196ZM236 202H237V199H236ZM235 202V203H236ZM238 202V203H239ZM248 202H249V204H248ZM256 202V203H255ZM81 203V204H80ZM119 203V204H118ZM152 203H155L154 205H155V207L157 208V206H160L161 208L159 209V207L157 208V209H155V208H153L154 206H153V204ZM176 203H178L176 206H175V204ZM191 203H193V204H191ZM196 203V204H195ZM202 203H203V205H205L206 203V205L204 206V208L206 207V210L208 211L207 212V214H204L205 212L204 211H206L204 208H203V205H202ZM223 203V204H224ZM237 203V204H238ZM258 203V204H257ZM21 204V205H20ZM25 204H26V206H25ZM41 204V205H40ZM51 204V205H50ZM98 204V205H97ZM102 204V205H101ZM169 204H170V206L171 207H173V208H171L170 206H169ZM179 204H180V207H179ZM181 204H185L184 205V208L186 209H183L182 210V208L183 207H181L182 205ZM195 204V205H194ZM212 204V205H211ZM213 204L216 206H213ZM241 204V203H240ZM253 204H257L256 206H257V208H256V206H254ZM24 205V206H23ZM31 205V206H30ZM35 205V206H34ZM54 205V206H53ZM57 205V206H56ZM95 205V206H94ZM118 205V206H117ZM202 205V208L200 207ZM209 205H211V206H209ZM218 205V206H217ZM246 205V206H245ZM252 205V206H251ZM262 205V206H261ZM28 206H30L29 208H28ZM32 206H33V208L34 207H36V209H35V212L36 211H38V209H39V211L38 212H33L34 211V209H33V211L31 210L32 209ZM39 206H41V207H39ZM56 206V207H55ZM101 206V207H100ZM112 206H110V207H112ZM143 206V207H144ZM175 206V207H174ZM178 206V208H176ZM186 206V207H185ZM199 206V207H198ZM232 206V207H233ZM237 206H238V208L240 209H238L237 208ZM245 206V207H244ZM248 206H251V207H248ZM255 207V209L254 208H252V207ZM22 207H24V209L22 210ZM96 207H97V209H96ZM200 208V209H198V208ZM210 207V208H209ZM215 207V208H214ZM246 207H248V209L246 208ZM56 208V209H55ZM145 208V207H144ZM165 208V209H164ZM169 208H171L170 210H173L175 213V215H173V211H170L169 210ZM175 208V209H174ZM211 208H213V210H211ZM251 208V209H250ZM50 209H51V211H50ZM94 209H96L97 211H95ZM151 209V210H150ZM153 209H154V211L155 212H157V214L155 213V216H157V218L154 220V218H155V216H154V218H153V215H154V213L152 212L153 211ZM159 209V210H158ZM164 210V211H163ZM197 210H199V213L197 214ZM201 210V211H200ZM202 210H204V211H202ZM238 210H239V212H238ZM243 210V211H242ZM246 210V211H245ZM251 210V211H250ZM20 211H22V212H20ZM26 211V212H25ZM32 211V212H31ZM101 212V215H100V212ZM168 211H170L171 213H172V217H171V214L168 212ZM181 211H182V215H180L179 217H178V214H180L181 213ZM231 211V212H230ZM232 211H234V212H232ZM242 211V212H241ZM149 212H151V213H153L152 215H150L151 213H149ZM163 212V213H162ZM165 212V213H164ZM196 212V213H195ZM201 212H203V216H201L200 217V213ZM250 212H252V213H250ZM21 213V214H20ZM40 213H41V215H40ZM51 215H50V214ZM95 213H96V215H95ZM168 213V215L167 216H164L165 214H167ZM191 213V214H190ZM231 213V214H230ZM235 213V214H234ZM242 213V214H241ZM19 214V215H18ZM23 214V215H22ZM25 214V215H24ZM36 214V215H35ZM193 214V215H192ZM213 214V215H212ZM217 215H218V212L216 213ZM215 214V215H216ZM232 214H234V215H232ZM249 216L250 214H252L249 218H247V216ZM35 215V216H34ZM98 215V216H97ZM101 217H100V216ZM112 215V214H111ZM158 215H159V218H158ZM195 215V216H194ZM206 215V216H205ZM208 215V216H209ZM229 215L231 216V220H229L228 218H229ZM19 216V217H18ZM148 216H150V217H148ZM168 216H170V217H168ZM175 216V217H174ZM194 217V219H193V217ZM209 216V217H210ZM21 217V218H20ZM46 217V218H45ZM48 217V218H47ZM79 217V218H78ZM97 217V218H96ZM134 217H135V215H134ZM176 217H178V218H176ZM198 217V219H196V218ZM200 217V218H199ZM228 217V218H227ZM19 218V219H18ZM38 218V219H37ZM41 218V219H40ZM46 219V220H43V219ZM60 218V219H59ZM96 218V219H95ZM100 218H102V219H100ZM111 218V217H110ZM110 218H108V221H109V219ZM113 219H114V217H112ZM111 218V219H112ZM160 218H161V220H160ZM167 218V219H166ZM172 220H171V219ZM26 219V220H25ZM48 219V220H47ZM85 219V220H84ZM100 219V220H99ZM149 220L150 222H151V220H153L155 223H157L156 222V220L158 219L159 220V225H158V223H157V225H155V223L154 222H151V223H153L152 225H151V223L149 222V221H147V220ZM177 219H178V221H177ZM193 219V220H192ZM201 219V220H200ZM206 219H208L207 217H206ZM20 220V221H19ZM25 220V221H24ZM39 220H41V221H39ZM64 220V221H63ZM189 220H191V221H189ZM204 220H205V222H204ZM233 220V221H232ZM56 221V222H55ZM98 221H99V223H98ZM165 221V222H164ZM189 221V222H188ZM193 221H196L195 222V224H197V222L199 223L200 221V225L202 226H200V225H198L197 227H199L198 229L201 231V229H203V227H205V225H206V222L208 221H210L211 222V228H214V230L212 229L211 231H209L210 233H209V235L208 234H206L205 232L207 231V233H208V230H210L211 228H210V225H206V228H204V229H207L206 231L203 229L201 232L197 229V232L199 231L200 233H202V234H206V235H204V237H205V239H204V237L202 236V234H200L199 232V234L197 233V234H191V233H193L192 231H191V226H193V225H191L192 223L194 224V222ZM230 221V222H229ZM18 222V223H17ZM102 224H101V223ZM131 224H130V223ZM150 223V225L151 226H153V225H155V226H153V228L154 229H156V230H153V232L151 233L150 232V230L152 231V227H150V225L149 224H147V223ZM176 222V223H175ZM188 222V223H187ZM205 224V225H203V223ZM210 222H209V224H210ZM244 222H242V223H244ZM21 225H20V224ZM27 223V224H26ZM66 223H69V224H66ZM70 223H71V225H70ZM86 223V224H85ZM163 225H162V224ZM175 223V224H174ZM185 223V224H184ZM187 223V224H186ZM190 223V224H189ZM19 224V225H18ZM98 224V225H97ZM99 224H100V226H99ZM189 224V225H188ZM194 224V225H195ZM237 224V223H236ZM31 225V226H30ZM162 225V226H161ZM170 225V226H169ZM188 225V226H187ZM191 225V226H190ZM28 226H30L29 227V229L28 230H26L27 228L26 227H28ZM97 226H99V227H97ZM102 226V227H101ZM127 226V227H126ZM182 226V227H181ZM196 226V225H195ZM219 226V227H218ZM40 227V230H38V228ZM70 227V228H69ZM102 228V231H100L101 230V228ZM155 227H157V228H155ZM171 227V228H170ZM187 227V228H186ZM188 227H190L189 228V230L191 231V233H187V232H189V230H188ZM209 229H208V228ZM222 227H224V229L222 228ZM236 227V230L238 231V233L236 234V233H234V232H236V230L234 229ZM99 228H100V230H99ZM131 228H132V231H131ZM159 228V229H158ZM161 228V229H160ZM163 228V229H162ZM183 228H185V229H183ZM219 228H222V229H220V231H221V233L219 232V231H217L216 232V230H219ZM98 229V230H97ZM127 229V230H126ZM129 229V230H128ZM134 229V230H133ZM138 229V230H137ZM174 229V230H173ZM216 229V230H215ZM229 229V230H228ZM37 230V231H36ZM137 231L136 233H134L133 231ZM141 230V231H140ZM157 230L159 231V234H158V232H157ZM170 230V231H169ZM178 230V231H177ZM182 230H184V231H182ZM186 230V231H185ZM224 230V231H223ZM225 230H228L227 232H225ZM230 230H234L233 232L232 231H230ZM67 231V232H66ZM83 231V232H82ZM85 231H86V233H85ZM125 231H126V233H125ZM127 231H129V232H127ZM130 231L132 232V233H130ZM138 231H140V232H138ZM146 231V232H145ZM150 232L151 234L149 235L148 234V232ZM215 231V232H214ZM223 231V232H222ZM229 231H230V236H232V237H229V240L227 239V237L226 236H228L227 235V233H229ZM29 232V233H28ZM35 232V233H34ZM80 232V233H79ZM213 232L215 233V234H213ZM226 233V236H225V233ZM239 232H240V234H239ZM31 233V234H30ZM83 233V234H82ZM101 233V234H100ZM121 233V234H120ZM143 233V234H142ZM157 233V235L155 236L154 234H156ZM162 233V234H161ZM182 233V234H181ZM187 233V234H186ZM217 233V234H216ZM224 234V238H221V241H219L218 239H220V237L218 238V236L219 235H223ZM234 233V234H233ZM242 233V234H241ZM27 234V235H26ZM123 234V235H122ZM129 234V235H128ZM134 234H136V236L134 235ZM143 235V236H147L146 237V239H145V237H143V236H140V235ZM145 234V235H144ZM147 234V235H146ZM190 236H189V235ZM212 234V235H211ZM29 235V236H28ZM71 235H74V237H75V240H76V242H77V244H76V246H75V250H74V253L70 256L69 255V248H68V244H70V238H71ZM82 235H84V237L82 236ZM120 235V236H119ZM137 235H139V236H137ZM162 236V235H164L163 237H165L164 239H163V237H161L160 238V236ZM175 235V236H174ZM195 236V237H193V236ZM197 235V236H196ZM198 235H200V236H198ZM246 235V236H245ZM247 235L249 236V238L247 237ZM85 240V242H84V240L81 238V237ZM98 236V237H97ZM133 236V237H132ZM151 236H153L152 238L154 239L153 241H152V239H150V237ZM167 236H168V238H167ZM179 236V237H178ZM210 236V237H209ZM212 236H213V238L214 237H216L217 238V240H214L213 238H212ZM235 236V237H234ZM244 237L243 238V240L241 241V237ZM252 236V237H251ZM70 237V238H69ZM102 237V238H101ZM113 237V236H112ZM130 237H132V238H130ZM142 237H143V239H142ZM187 237V238H186ZM189 237V238H188ZM194 238V240H193V238ZM203 237V239H201ZM223 237V236H222ZM237 237V238H236ZM245 237H246V239H245ZM91 238V239H90ZM123 238V240L121 241V239ZM134 238H136V239H134ZM141 238V239H140ZM186 238V239H185ZM227 240H226V239ZM101 241H100V240ZM117 239H119V240H117ZM124 239H125V241H124ZM149 239V240H148ZM179 239V240H178ZM185 239V240H184ZM201 241V243L199 242V240ZM210 239V240H209ZM211 239H212V241H211ZM233 239V240H232ZM236 239V240H235ZM89 240V241H88ZM147 240H148V242H147ZM173 240V241H172ZM195 240H197V242L200 244H198ZM246 240V241H245ZM46 241V242H45ZM83 241V242H82ZM118 241H119V244H121V247H120V245L118 244ZM120 241H121V243H120ZM124 241V242H123ZM141 241V242H140ZM152 241V242H151ZM215 241V242H214ZM225 241V242H224ZM231 241H232V245L231 244H229V242L231 243ZM238 241V242H237ZM244 241V242H243ZM248 241H249V244H248ZM108 242H109V244H111V242H112V244L111 245H113L114 243H116V244H118V245H116V244H114V245H116L117 247H119L118 249H117V247H115L114 249H113V251L115 252V251H117L116 253H118L119 252V254H120V252L123 254V256H124V254H126V251H128V255L126 254V258H127V261H126V258H124V257H119V255L118 254H108V255H110L109 257L111 258V260L112 261H108V263L105 261L107 258H105L106 256L108 257V255H107V253L109 252L108 250V247L110 246L111 248L112 247H114V245L113 246H111V245H109L108 244ZM193 242V244H191ZM213 242V243H212ZM217 242V243H216ZM221 242V243H220ZM227 242V243H226ZM240 242H242L243 243V246H242V244H240ZM247 242V243H246ZM85 243V244H84ZM100 243V244H99ZM104 243H106L107 244V246L104 244ZM164 243L166 244V245H164ZM169 243V244H168ZM188 243V244H187ZM194 243H197L198 245H196V244H194ZM207 243H209V244H207ZM223 243V244H222ZM99 244V246H97ZM125 244H128L129 245V247L126 245V247L124 246ZM132 244V245H131ZM136 245V248H135V245ZM168 244V245H167ZM226 244H229L228 246L226 245ZM234 244V245H233ZM239 247H237V249L238 250H242V248H243V251H245V253L243 252V251H241L240 250V252L241 253H243V254H241L240 252H238V255H237V253H235V252H237V249H235L236 247H234V246H236V245ZM240 244V245H239ZM250 245V246H248V245ZM81 245V246H80ZM104 245V246H103ZM109 245V246H108ZM123 245V246H122ZM143 245V246H142ZM148 245V244H147ZM172 245H173V247H172ZM185 247H184V246ZM193 245V246H192ZM195 245V246H194ZM220 245V246H219ZM223 247H222V246ZM225 245H226V248L228 249V248H230V249H228V250H230V253H229V251L226 249V248H224L225 247ZM246 245H247V247H246ZM45 246V247H44ZM49 246V245H48ZM65 246V247H64ZM134 246V247H133ZM139 248H138V247ZM180 246V247H179ZM197 246V247H196ZM242 246V247H241ZM79 247H81V248H83V249H81V248H79ZM108 249L107 250V253L105 252L104 254H103V250L104 251H106V248ZM125 247V248H124ZM132 247V248H131ZM148 247V246H147ZM172 247V248H171ZM183 247V248H182ZM248 247H250V251L249 252H247L248 251ZM126 248H128V249H126ZM131 248V250L133 249V250H135L134 252H130V249ZM149 248V247H148ZM168 248V249H167ZM178 248V249H177ZM180 248V249H179ZM197 248V249H196ZM199 248V249H198ZM217 248H219L218 249V251H217ZM221 248H222V250H221ZM226 250H224V249ZM231 248H232V250H231ZM80 249V250H79ZM126 249V250H125ZM138 249H140L139 251H137ZM158 249H160V251L158 250ZM163 251H162V250ZM170 249V250H169ZM216 249V251H215V254H216V252H217V256H211L212 255V253H213V255H215L214 254V250ZM256 249V250H255ZM78 250V251H77ZM96 250V251H95ZM99 250V251H98ZM120 250V251H119ZM123 250L125 251L124 253H123ZM167 250V251H166ZM220 250H221V253H220ZM234 250H235V252H234ZM47 253H46V257H48V254H49V251L50 250H48V247H47ZM112 251V252H113ZM145 251V252H144ZM184 251V252H183ZM211 251V252H210ZM223 251V252H222ZM224 251H225V254L227 255V258H225V254H223L224 253ZM95 252H97L96 253V255H95ZM111 252V251H110ZM111 252V253H112ZM136 252H137V255H136ZM142 252V253H141ZM147 252V253H146ZM184 254H183V253ZM191 252V253H190ZM197 252V253H196ZM209 253V255H208V253ZM189 253H190V255H189ZM218 253H219V255H218ZM236 254V256H235V254ZM239 253H240V255H239ZM254 253V255H252ZM62 254V255H61ZM129 254H131V256L129 255ZM134 254V255H133ZM179 254V255H178ZM181 254H183V255H181ZM187 254V255H186ZM203 254V255H202ZM205 254V255H204ZM19 255V256H18ZM101 255V256H100ZM104 255H106V256H104ZM118 255V256H117ZM145 255V256H144ZM163 255V257L162 258H160L159 256H162ZM185 255V256H184ZM221 255V259H219L220 256ZM222 255H223V258H222ZM128 256V257H127ZM132 256H134V258L132 257ZM140 256V257H139ZM178 256V257H177ZM197 256H199V257H197ZM206 256V257H205ZM16 257L18 258L17 259V261H13L14 259L16 260ZM120 259H119V258ZM132 257V260L130 259V258ZM146 258V259H144V258ZM149 257V259H151V261H155V264H156V260L155 259H152V258H150ZM170 257V258H169ZM185 257V258H184ZM205 257V258H204ZM210 257H211V259H210ZM213 257V258H212ZM215 257V258H214ZM241 257V256H240ZM251 257V258H252ZM66 260H65V259ZM101 258H102V260H101ZM110 258H108V259H110ZM128 258L130 259V260H128ZM154 258V257H153ZM165 258H168L167 260H168V262H166L167 260H165ZM180 258V259H179ZM183 258V259H182ZM199 258H201V259H199ZM226 259V261H223L222 259ZM83 259V260H82ZM97 259V260H96ZM107 259V260H108ZM122 259V260H121ZM138 259V260H137ZM171 259V260H170ZM179 259V260H178ZM191 259H193V260H191ZM196 259H198V260H196ZM208 259H210V260H208ZM216 259H218V260H216ZM224 259V260H225ZM95 260V261H94ZM142 260V261H141ZM163 260H160V262L158 261V263L157 264H159V263H161V264H163L162 262H163ZM176 260V261H175ZM189 260V261H188ZM214 260V261H213ZM222 260V261H221ZM229 260V261H228ZM247 260V259H246ZM135 261H139V263H137V262H135ZM144 261H145V263H144ZM154 261H153V263H154ZM191 261H193V262H191ZM210 261V262H209ZM221 261V263H219V262ZM244 261V260H243ZM40 262V263H39ZM101 262V263H100ZM103 262V263H102ZM232 262V263H231ZM6 262L4 261L3 262V264H5ZM112 263V264H113ZM229 263H226V264H229ZM249 264V262L248 261H244L243 262V264ZM242 264V263H241Z\"/></svg>",
  "mask_w": 264,
  "mask_h": 264
}]
</instances>
